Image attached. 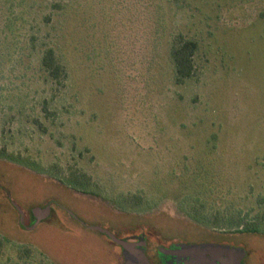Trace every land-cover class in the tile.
I'll use <instances>...</instances> for the list:
<instances>
[{
	"label": "rangeland",
	"instance_id": "374dc122",
	"mask_svg": "<svg viewBox=\"0 0 264 264\" xmlns=\"http://www.w3.org/2000/svg\"><path fill=\"white\" fill-rule=\"evenodd\" d=\"M180 34L198 43L183 85ZM1 149L0 264H124L93 227L144 238L152 264L203 243L264 264V235L237 233L264 213V0H0ZM71 170L96 193L57 180ZM15 206L27 228L51 214L25 229Z\"/></svg>",
	"mask_w": 264,
	"mask_h": 264
},
{
	"label": "trees",
	"instance_id": "16d2710c",
	"mask_svg": "<svg viewBox=\"0 0 264 264\" xmlns=\"http://www.w3.org/2000/svg\"><path fill=\"white\" fill-rule=\"evenodd\" d=\"M198 51V43L195 40L185 38L183 35H177L173 39L170 58L174 67V80L175 84L183 85L187 81L193 79L196 75V67L194 57ZM41 66L46 72L47 76L58 86L64 84L67 78V72L65 67L59 61L56 52L53 48H47L44 50L41 58ZM0 158H8L4 150H0ZM10 159V158H8ZM56 178L61 183H66L72 186L76 191L94 194L95 184L91 181V178L80 172L79 170H71L65 174H57ZM126 204L129 203L128 199H125ZM135 203V202H134ZM136 205V204H135ZM193 220L198 225H201L210 230H215V224L208 223L205 219L192 216ZM243 227L237 230L238 234L251 233L264 235V213L256 215L254 218L246 222ZM4 246L3 241L0 239V253ZM161 264V262H159Z\"/></svg>",
	"mask_w": 264,
	"mask_h": 264
},
{
	"label": "water",
	"instance_id": "95a60500",
	"mask_svg": "<svg viewBox=\"0 0 264 264\" xmlns=\"http://www.w3.org/2000/svg\"><path fill=\"white\" fill-rule=\"evenodd\" d=\"M16 209L20 216V224L25 229L35 228L51 214L49 206L41 210L34 209L32 213L36 214L37 219L32 227L27 228L23 225L22 211L18 207ZM92 229L106 236L114 244L122 248L124 264H151L146 256V240L144 238H140L138 242H128L116 238L103 228L93 227ZM158 254L162 264H242L247 255L242 247H233L220 243L177 244L169 249L159 247Z\"/></svg>",
	"mask_w": 264,
	"mask_h": 264
},
{
	"label": "flooded vegetation",
	"instance_id": "af4514ba",
	"mask_svg": "<svg viewBox=\"0 0 264 264\" xmlns=\"http://www.w3.org/2000/svg\"><path fill=\"white\" fill-rule=\"evenodd\" d=\"M31 219L33 220V223H32V225L34 224V221L37 219V216H36V214L33 212V213H31ZM147 246H148V244L146 245V251H147ZM146 256H147V254H146ZM149 259V258H148ZM150 261V260H149ZM160 262H161V260H160ZM151 263V262H150ZM152 264V263H151ZM161 264H162V262H161Z\"/></svg>",
	"mask_w": 264,
	"mask_h": 264
}]
</instances>
